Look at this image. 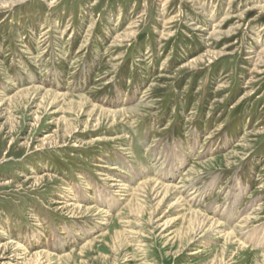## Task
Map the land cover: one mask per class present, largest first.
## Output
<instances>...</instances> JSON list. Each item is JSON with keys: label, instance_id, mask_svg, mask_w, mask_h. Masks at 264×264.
<instances>
[{"label": "rangeland", "instance_id": "1", "mask_svg": "<svg viewBox=\"0 0 264 264\" xmlns=\"http://www.w3.org/2000/svg\"><path fill=\"white\" fill-rule=\"evenodd\" d=\"M0 264H264V0H0Z\"/></svg>", "mask_w": 264, "mask_h": 264}, {"label": "bare ground", "instance_id": "2", "mask_svg": "<svg viewBox=\"0 0 264 264\" xmlns=\"http://www.w3.org/2000/svg\"><path fill=\"white\" fill-rule=\"evenodd\" d=\"M114 180H115V179H114ZM114 180H113V181H114ZM114 182H115V181H114ZM115 186H116V185H115ZM113 187H114V186H113ZM173 187H174V186H173ZM205 222H206V221H205ZM214 225H215V223H214ZM209 227H210V226H209ZM211 227H212V226H211Z\"/></svg>", "mask_w": 264, "mask_h": 264}]
</instances>
